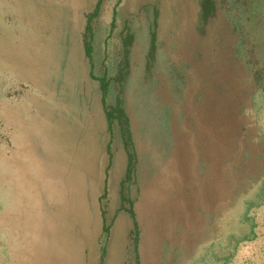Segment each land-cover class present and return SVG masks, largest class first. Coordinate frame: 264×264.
<instances>
[{"label": "rangeland", "instance_id": "374dc122", "mask_svg": "<svg viewBox=\"0 0 264 264\" xmlns=\"http://www.w3.org/2000/svg\"><path fill=\"white\" fill-rule=\"evenodd\" d=\"M0 264H264V0H0Z\"/></svg>", "mask_w": 264, "mask_h": 264}, {"label": "crops", "instance_id": "0c3cea01", "mask_svg": "<svg viewBox=\"0 0 264 264\" xmlns=\"http://www.w3.org/2000/svg\"><path fill=\"white\" fill-rule=\"evenodd\" d=\"M106 8V7H105ZM104 13H105V11H104Z\"/></svg>", "mask_w": 264, "mask_h": 264}]
</instances>
